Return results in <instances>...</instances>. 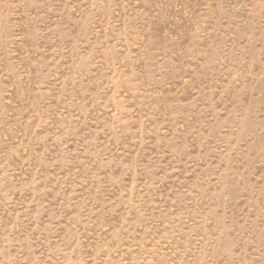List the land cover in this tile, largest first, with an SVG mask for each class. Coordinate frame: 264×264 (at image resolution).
Wrapping results in <instances>:
<instances>
[{
	"label": "rangeland",
	"instance_id": "rangeland-1",
	"mask_svg": "<svg viewBox=\"0 0 264 264\" xmlns=\"http://www.w3.org/2000/svg\"><path fill=\"white\" fill-rule=\"evenodd\" d=\"M0 264H264V0H0Z\"/></svg>",
	"mask_w": 264,
	"mask_h": 264
}]
</instances>
